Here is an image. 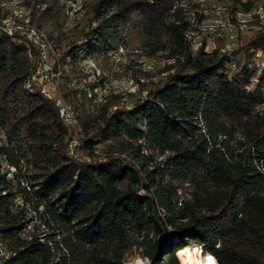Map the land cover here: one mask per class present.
<instances>
[{
    "label": "trees",
    "instance_id": "trees-1",
    "mask_svg": "<svg viewBox=\"0 0 264 264\" xmlns=\"http://www.w3.org/2000/svg\"><path fill=\"white\" fill-rule=\"evenodd\" d=\"M59 1L19 4L42 29L59 14ZM181 2L94 0L81 6L88 16L81 43L60 57L83 61L128 43L146 55L164 53L162 77L136 80L144 96L127 109L110 110L104 100L92 105L97 94L87 99L90 86L79 100L75 89L64 93L83 131L95 124L93 137L129 148L140 170L90 154L85 162L77 148L91 149L90 138L69 155L74 134L29 81L34 60L0 34V128L7 144L0 154L16 171L21 164L27 185L0 188L6 190L0 240L12 254L5 264H123L133 250L152 264H181L178 253L197 246L198 264H207L200 254L214 264H264V16H252L257 29L238 35L233 50L206 52L201 41L192 51ZM247 6L231 0V22ZM9 11L0 8V18ZM192 17L199 23L198 13ZM16 193L37 214L39 233L26 232L28 221L11 215Z\"/></svg>",
    "mask_w": 264,
    "mask_h": 264
},
{
    "label": "rangeland",
    "instance_id": "rangeland-1",
    "mask_svg": "<svg viewBox=\"0 0 264 264\" xmlns=\"http://www.w3.org/2000/svg\"><path fill=\"white\" fill-rule=\"evenodd\" d=\"M7 1L10 2L9 5L5 2L3 3L6 4V8L11 9L15 0ZM93 1L60 0L59 14L54 16L49 24L39 29L44 35L45 33H50L55 43V45L52 44L55 48L54 50H56L55 55L48 60V65L51 67L50 73L57 74L54 78L55 85L63 101L71 109H73V106L64 97V93L75 89V96L79 100L82 90H86L85 87L88 86H90V90L87 91L90 92V98L87 97V99L93 100V94H97L104 100L101 104L110 102V110L114 108L127 109L138 96H144V92L140 93V95L138 94L136 80L141 79L144 82L146 81V84H149L155 83L162 77L160 70L164 63V53L156 52L153 55H146L145 51L136 50L133 44L128 43L125 47H117L115 51L105 56L99 55L77 62H71L68 57H65L64 61H61L62 52L70 44L81 43L80 34L86 30L88 21L86 9L81 6L86 7ZM240 2L248 4L247 7L250 10L245 13L237 10L234 22H231L229 13L231 0H182L181 3H183L184 9L188 11V20L192 24V30L187 33V39L192 43L191 50L194 51L201 41L205 42L204 51L206 52H209L212 48L220 51L233 50L239 43L237 41L238 35L241 39L244 35H248L257 29L255 19L252 16L257 15L258 19L264 16V0H240ZM193 13L200 15V21L197 24H195V19L192 17ZM94 87L97 88L96 92L92 89ZM84 110L85 114L88 115L89 112L86 111V107ZM72 112L74 113V111ZM74 117L79 125L78 132H75V136L79 141L76 143L80 145L81 141L86 138H90L93 142L91 149L81 150L78 147L77 153H79V156L89 157L87 154H90L93 160L114 158L131 164L135 169L140 170L138 167L140 163L139 158L133 155L129 148L122 149L119 147L118 142L113 140L103 141L100 137H93L95 124H92L84 132L81 127V119L75 113ZM0 132V148L7 149L4 130L0 128ZM111 151L113 153H110ZM142 172L143 170L139 172V175ZM24 173L25 170L21 164L19 171H16L8 164L6 156L0 154V188L5 187L8 189L11 187L10 191L14 192V190L20 187L27 186L20 177ZM15 174H19L18 179L14 177ZM5 192L6 190L3 189L0 194ZM138 192L142 193L139 190ZM10 213L13 217L21 218L22 222L28 221L25 224L26 232L39 233L38 230L41 227L39 226L37 214L33 212L31 205L23 204L19 193L14 194L12 197ZM22 235H25V232H22ZM198 252L197 248L182 250L178 253L180 263L183 254H190L196 260ZM200 255L201 259L209 264V257L203 254ZM198 259L200 261V258ZM137 260L143 261L144 258L140 256L138 250H133L132 254L125 259L123 264H137ZM212 264H214L213 261Z\"/></svg>",
    "mask_w": 264,
    "mask_h": 264
},
{
    "label": "built area",
    "instance_id": "built-area-1",
    "mask_svg": "<svg viewBox=\"0 0 264 264\" xmlns=\"http://www.w3.org/2000/svg\"><path fill=\"white\" fill-rule=\"evenodd\" d=\"M42 8L40 7V10ZM18 38V43L28 49V59L33 61V68L31 76L33 77V86L37 91L45 92L48 95V99L51 100L55 105V94H60L55 85L54 78L57 74H52L51 67L45 63V51L44 46L40 43V31L38 28H34L31 23V19H15V27L12 31H6ZM205 49V47H204ZM230 69H234V65H230ZM96 106L95 103H91ZM261 106H264L262 104ZM57 107V106H56ZM58 109V108H57ZM63 119L66 113L61 112ZM68 154L72 156V147L78 146L79 142L76 140L67 141ZM88 162V161H85ZM0 264H5L4 260Z\"/></svg>",
    "mask_w": 264,
    "mask_h": 264
},
{
    "label": "bare ground",
    "instance_id": "bare-ground-1",
    "mask_svg": "<svg viewBox=\"0 0 264 264\" xmlns=\"http://www.w3.org/2000/svg\"><path fill=\"white\" fill-rule=\"evenodd\" d=\"M19 3H20L19 0H15L13 3V7L9 11V14L7 16L5 15V17H3V18H0V34H3V35H5L14 41H17V42H18V38L14 37L12 34L6 32V31H12L13 30V28L15 27V19H25V18H27V15H28V19H30V12H32L30 8L22 7ZM2 7L6 8L7 6L5 3H2L0 5V8H2ZM41 8H43V7H41ZM37 9H40V6H37ZM34 28H35V26H34ZM40 43L44 46V51L46 53L45 54V63L48 65L49 58H51L52 56L55 55L56 50H54L55 48L52 45V43L46 38V36L41 31H40ZM25 50H26V53L28 55V49L25 48ZM29 81L33 85V77L32 76H30ZM94 92H96V89H94ZM40 93L44 97L48 98L47 93H45V92H40ZM96 101L97 102H93V103L96 104V103L103 102L102 98L99 97V95H97ZM55 103H56L55 107L57 106L56 108H58L57 110H58L60 118L62 119L64 124L67 127H69L70 130L72 131V133L74 134V138H72V140H76L75 132L76 131L78 132V128L75 126L74 116H73L71 108L69 106H67V104H65V102L62 99L61 94H55ZM61 112L66 113V115L64 116V119H63ZM77 147L78 146L72 147V154L75 152ZM76 155L79 156V153H76ZM80 157H82V156H80ZM82 159L89 162L88 158L82 157ZM11 255L12 254L10 253L9 249H7L5 244L0 240V262L2 260H4V262H6L7 260H9ZM137 264H142V261L137 260ZM181 264H198V263L190 254H183L181 256Z\"/></svg>",
    "mask_w": 264,
    "mask_h": 264
},
{
    "label": "clouds",
    "instance_id": "clouds-1",
    "mask_svg": "<svg viewBox=\"0 0 264 264\" xmlns=\"http://www.w3.org/2000/svg\"><path fill=\"white\" fill-rule=\"evenodd\" d=\"M197 250H200L199 249V246H197ZM208 261H209V264H212V258L209 256V258H208ZM142 264H150V261L147 259V258H145L143 261H142Z\"/></svg>",
    "mask_w": 264,
    "mask_h": 264
}]
</instances>
